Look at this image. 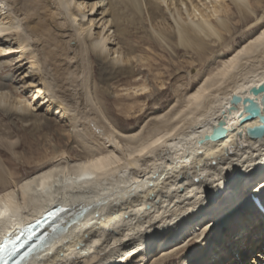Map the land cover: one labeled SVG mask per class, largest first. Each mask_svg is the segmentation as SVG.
I'll use <instances>...</instances> for the list:
<instances>
[{
  "label": "bare ground",
  "instance_id": "1",
  "mask_svg": "<svg viewBox=\"0 0 264 264\" xmlns=\"http://www.w3.org/2000/svg\"><path fill=\"white\" fill-rule=\"evenodd\" d=\"M74 1L0 0V34L10 39L15 35L17 48L28 55L34 75H42L43 101L49 111L57 110L68 119L80 150L73 157L69 153L73 148L40 156L35 170L21 178L9 174L0 159V244L61 206L68 208L61 228L50 230L44 243L21 264H170L195 243L197 247L181 264H245L246 254L264 248V136L254 138L249 133L264 124L260 117L243 121L250 107L235 103V98H252L264 116V95L252 92L264 86V16L262 20L256 16L250 24L258 6L264 9V0H254L255 5L251 0H190L189 5L188 0H165L175 27L160 4L152 0H109L100 9L101 15L111 17L106 22L110 24L107 33L115 29L113 33L128 52L114 51L118 57L108 64L111 50L105 51L111 39L101 37L106 24L92 39L95 21L83 24L87 13L74 12ZM144 2L152 22L169 23L167 28L172 29L169 33L156 29L157 36L147 34L153 41L146 39L144 44L163 47L157 39L175 52L184 49L193 53L201 64L217 47L223 54L215 67L210 68V63L183 92L176 89V101L167 114L138 130L122 131L99 119L96 113L106 114L103 106L98 112L93 108L95 114L87 110L89 104L96 105L90 64L100 67V83L118 80L128 97L148 92L147 83L138 80L134 63L149 60L135 56L137 49L128 41L130 32L122 29L120 20L125 17L119 8L124 5L133 15L129 24L135 25ZM105 3L99 0L89 12L94 14L99 4ZM182 5H187L189 22L182 16ZM230 7L236 9L241 25L233 27ZM244 27L248 28L245 41L229 46L227 41ZM70 47L72 53H68ZM6 52H0V57ZM14 69L15 65L8 64L0 75ZM61 70L72 75L70 79L82 76L75 86L81 87L82 93L74 90L67 95L64 87L47 80L46 73L60 75ZM4 81H0V150L15 155L20 145L13 141L14 131L3 122L13 118L37 122V116L28 113L30 105ZM96 87L98 96L102 92ZM7 90L14 98L11 109L4 97ZM124 109L129 116L144 114L143 107L137 110L133 104ZM220 122L225 123L228 135L214 141L211 137ZM83 125L95 128L102 139L77 129ZM37 128L44 127L40 124ZM90 136L98 145L101 142V148L89 145ZM217 218L233 233L234 242L229 244L236 253L226 251L224 239L232 234L213 223Z\"/></svg>",
  "mask_w": 264,
  "mask_h": 264
},
{
  "label": "rangeland",
  "instance_id": "2",
  "mask_svg": "<svg viewBox=\"0 0 264 264\" xmlns=\"http://www.w3.org/2000/svg\"><path fill=\"white\" fill-rule=\"evenodd\" d=\"M98 1L99 0H75L74 3H77V8L74 7V5L71 8L74 10V12L77 11L76 9L78 10L80 9V12L87 13V18L85 19V22L83 24L85 23L87 24L88 21L94 19L95 25L91 32L92 39H96L97 34L99 32H102L104 29L103 24H106L108 20H111V17L108 14L101 15L102 11L100 10L103 6L107 5L109 0H106L105 4H99L98 7L95 9L94 14L91 11L89 12L91 6ZM152 1L157 4H160L170 24H173L174 26V21L172 19L173 14L168 9L165 0H152ZM189 2L190 0H188V5L190 4ZM251 2L253 5H255L256 3L254 0H251ZM144 4L142 6L143 12L141 14V18L137 19L138 21L135 22V25L129 24L128 20L130 19V16H132V20H133V15H131V13H128V10L125 9L124 5H120L119 8L122 9L121 13L122 14L124 13V17L126 18L120 20V23L122 24V29L126 30L127 32H130L128 41L129 43L131 42L130 43L131 46L137 49L135 56H137V59L138 57H145L146 59L149 60L148 62L134 63V68H136V71H138V80L141 81V84L147 83L149 87L148 92H146V94L143 96L137 97L136 95H133L131 97H128L126 96L127 92L123 91L125 87L122 86L124 85L122 82H119L118 80H113V81L108 80L106 84L100 83L99 82V79L101 78L99 74L100 67L96 66L97 65L96 63H94L93 65L90 64L91 65L90 69L92 71V73L90 74L91 76L89 75L90 83L93 87V94H94L93 102L96 105L92 107L93 103L89 104V106L87 107L89 109L87 108L86 109L90 112V114L91 113L95 114V112L96 111L98 112V109L103 106L104 110L106 108V112L104 111L106 113L105 114L106 117H103L105 115H103V113L99 111L101 115L99 113H96V115L99 116V119H101V121H103L104 123L109 122L114 126H117L122 131L124 130L129 131L131 129L138 130L140 128H143L145 125L154 122V120L157 117H159L160 114H167V112L170 110V108L172 107V105H174L176 101V93L178 92V90L176 89L180 88V90L183 92L185 88H187L195 81L194 80L195 76L198 75L199 73H202L203 70L206 69L210 63H211L210 68L215 67L219 63L223 54V51H219L220 48L218 49L217 47L214 50V53L211 52L206 56V58L204 59L205 63L203 62V64H201L199 58L193 53L189 54L184 49H178L175 52L169 46L167 47V45L164 42L161 43L157 39L155 42L163 47H159V46L154 47L144 44L142 41L146 39L152 40V38H155L157 36V30L159 29H165L167 33L172 31L171 28L170 30H168L167 28L168 27L167 25L169 23L166 25H162L160 21L156 23L152 22L148 13L149 12L148 7H146V4L144 6ZM78 5L80 6V8H78ZM186 6L187 5H182V10H183L182 16L186 19L187 22H189L190 18L188 16ZM230 8H231L230 16L232 19L231 21L233 27L236 25H241L238 23L239 16L236 12V9H234L233 7ZM107 9H109L108 6ZM167 9L169 11H167ZM97 10H100L98 14H96ZM175 10L176 12L173 10V13L175 12L176 14L177 9ZM4 12L6 13V10H4ZM256 16H258V18L262 20V17L264 16L263 6L261 5L258 6L257 14L253 16L252 22H250V24L255 22L254 20L256 19ZM132 20L130 19L129 21L132 22ZM78 24L80 25V23H77L76 25L79 26ZM109 28H110V24H106L105 31L101 36L104 37L105 39H111V44L107 46L108 51L107 50L105 51V53H107L111 50L110 54L108 53L109 57L107 58L106 61L107 64L112 59L118 57V54H115L114 51H119L120 53H123V55L125 51H126L125 53L128 52L127 46L122 45L117 33H113L115 32V29L111 30V33H107ZM247 29H248L247 27H244L239 31L235 32V35L229 39L230 41L229 40L227 41L228 45L234 46L238 43H243L245 41L244 39L246 36L245 33ZM147 34H151L153 35V37L151 38ZM62 35L65 36L66 40L69 39V37L66 36V33H62ZM11 36L12 37L10 39L9 35L5 33L4 35L0 34V52L3 51L4 54L7 51L6 55L0 57V72L2 71V68L8 64L15 65L16 69H14V71H9L4 75H0L1 76L0 81H4L6 79L5 81L7 83H10L13 89L15 88L16 90H18L21 95L20 99H22V101H26V103L30 105V112L28 113H33L34 115L37 116V122L35 121V119L29 122H22L19 119H15V118H13L12 120H5L3 122L4 125H6L7 127L11 128V130L14 131V132L12 131L13 132L12 136L14 139L13 141L15 142L18 141L20 146L16 150L15 155L11 154L10 152H6L4 150H0L1 152L0 159L4 163L9 174H11L14 178H21L23 176H26L27 173H30L31 171L33 172V170H35V167H37L36 165L40 163L38 162L37 159L40 156L43 158L46 157V155L50 156L51 154H53L54 151L58 150L65 152L66 149L69 150L73 148L72 150H69L70 155H72L73 157L76 154H80L79 152L80 150L79 148L77 150V144L74 143L73 134L75 130H73V128L71 127L68 119L63 118L62 115L58 113L57 110H53L54 112L49 111L47 103L43 101L44 95H42V92L44 89L42 88L44 86V82L40 80L42 75L39 74L34 75L35 73L33 72V69L31 70L32 67L30 64V59H28V55L22 54L20 52L21 50L17 48L18 47L16 43L17 38L13 33ZM9 41L12 42L9 43ZM212 46H218V45L217 43H212ZM10 48L13 50V52L9 51ZM71 49L72 48L70 47L68 53H72ZM192 61H194L193 64H191ZM20 67H24V68L22 69ZM49 71H51V69H49ZM60 72H61L59 73L60 75H55L53 71L52 74L49 72L46 73L47 80L53 79L52 82L54 85L58 84L60 85V87H64V90H66L67 95H71V93L76 94L78 91H80L81 93L83 92L81 91V87H76L75 89V86L77 84H80L81 82L80 80L82 79V76L75 80V79H70L72 78V75H68V74L65 75L63 74L64 71L62 70ZM95 76L97 79H95ZM73 80H75V83L72 82ZM95 87L98 89V91L102 92V93H98V96L95 95L96 94ZM57 88L58 87H56V89ZM4 95H5L4 97L8 98L7 107L10 108L9 106L11 103H13L14 100V98L11 99V91L10 90L5 91ZM77 96L79 95H75L76 98ZM72 97L74 98V96ZM100 101L102 102V104H100ZM131 104H133L135 106V109L137 110H139L140 107H143L141 113L144 114L140 118H138L137 113L131 114V116L123 113V109L124 108L126 109V107ZM78 105H80V102ZM79 107L81 109L83 108L82 110H84L83 106H79ZM93 108L94 109L97 108V110L94 111ZM86 109L84 110L85 112L87 111ZM12 111H14V109ZM20 113L23 114L24 112L21 111ZM47 122H49L50 124V126L48 127H47ZM81 122L83 123V120ZM40 124L43 125L44 127L41 128V130L37 128V125ZM83 127L84 125L79 126L77 129L78 130L80 129L79 131L82 132H84L85 130L87 131V133L89 132V134H95L97 137H100L102 139L101 135L98 134V131H96L95 128L90 127L86 129L88 126L85 128ZM93 138H94L93 136L89 137L88 139L89 145L92 144V146H94L95 148L98 149L101 148L100 145L101 142L98 145L99 142H96ZM33 153H37V154H33ZM73 213H76V211H74ZM218 220L219 218H217V220H215L213 223L216 224L218 223L222 231L228 232L230 234L231 230L226 228L225 222H223L222 220L221 221ZM231 234L232 235H228V236L226 234V237L224 239L225 241L223 243L226 246L227 252L234 253L235 251L233 246L229 244L230 242H234L235 239L233 233ZM197 241L199 240H195V242ZM197 244L198 243H195L194 246L188 249L189 251H186L185 253L184 252L179 253L177 256L174 257L173 261L170 264H181L180 262H182V260H185V258L194 251V249L197 247ZM218 246H220V244ZM261 248L262 247L252 251V253L246 254L249 256L246 257L244 263L264 264V248L263 249ZM258 252H260L261 254L260 257L256 258L254 255ZM182 254H184V256H182ZM255 259H258L260 261L255 262ZM159 260L160 258L158 256V260L156 261Z\"/></svg>",
  "mask_w": 264,
  "mask_h": 264
},
{
  "label": "water",
  "instance_id": "3",
  "mask_svg": "<svg viewBox=\"0 0 264 264\" xmlns=\"http://www.w3.org/2000/svg\"><path fill=\"white\" fill-rule=\"evenodd\" d=\"M252 92L255 95H260V94L264 95V86H261L259 88H254L252 90ZM241 102H243L247 107H250L247 109V116L244 118L243 121H246L248 119H253L256 117H260L263 121V124H264V116L261 117V113H260L259 109L256 106H254L255 103H254V100L252 98H246L243 100L242 98L236 96L235 103L240 104ZM262 104L264 106V96L262 98ZM249 133L254 138H261L262 136H264V126L257 128L255 130H251ZM227 135H228V129H227L225 123L220 122L214 128V132H213L211 139L214 141H218V140L224 139ZM209 138L210 137H206V139H209ZM52 211H56L57 214H61V213H66L68 211V208L57 206V207L51 209L42 218L44 220L47 219V217H49V213H51ZM53 218H54V216H53ZM62 222H64V217L57 218L55 220L52 219L51 221L46 222V224L44 225L45 227L43 229H41V232L56 230V229L58 231L61 228L60 225Z\"/></svg>",
  "mask_w": 264,
  "mask_h": 264
},
{
  "label": "snow or ice",
  "instance_id": "4",
  "mask_svg": "<svg viewBox=\"0 0 264 264\" xmlns=\"http://www.w3.org/2000/svg\"><path fill=\"white\" fill-rule=\"evenodd\" d=\"M158 142V141H157ZM0 259H3V257H0Z\"/></svg>",
  "mask_w": 264,
  "mask_h": 264
}]
</instances>
